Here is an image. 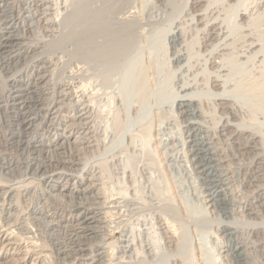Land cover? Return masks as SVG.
<instances>
[{
    "label": "rangeland",
    "instance_id": "1",
    "mask_svg": "<svg viewBox=\"0 0 264 264\" xmlns=\"http://www.w3.org/2000/svg\"><path fill=\"white\" fill-rule=\"evenodd\" d=\"M48 1L0 0V168L12 162L14 170L0 171V181L18 185L17 214L36 203L54 204L70 220L56 230L41 229L31 219L30 232L19 233L22 240L48 248L51 264H83L86 252L79 249L97 239L83 213L95 207L93 200L75 194L70 199L61 188L51 192L52 182L44 186L39 180L42 172L78 175L83 168L115 197L124 189L132 190L129 195L134 187L141 190L149 209L146 204L136 211L129 200L133 196H127L131 203L125 201L129 214L123 220L133 221L145 210L146 218L148 212L161 222L167 218L176 237L182 234L181 245L166 243L172 249H165L167 254L156 255L157 260L148 256L154 264H243L230 254L225 226L238 230L247 264H264V0H56L58 6ZM14 18L16 29L10 23ZM77 91L92 108L84 121L71 118L80 106L74 100ZM181 98L195 101L198 122L215 134L233 215L207 202V185L192 163L185 117L177 106ZM51 100L59 118L49 123L42 110ZM226 123L227 130L220 131ZM241 129L259 138L250 150L231 135ZM24 182L32 185L29 190ZM186 203L193 219L184 216ZM163 204L181 213L170 214ZM118 230L111 240L119 237ZM188 238L195 251L205 248V255L197 251L189 259ZM56 250L62 260L55 258ZM9 260L0 264H13Z\"/></svg>",
    "mask_w": 264,
    "mask_h": 264
},
{
    "label": "bare ground",
    "instance_id": "2",
    "mask_svg": "<svg viewBox=\"0 0 264 264\" xmlns=\"http://www.w3.org/2000/svg\"><path fill=\"white\" fill-rule=\"evenodd\" d=\"M55 1L56 0H49L48 3L53 5ZM159 1L161 3L166 2V0H159ZM56 4L58 6L59 3H56ZM57 6H55V8H57ZM56 15H59V14L56 13ZM131 17H133V16H131ZM131 17H129V18H131ZM125 19H126V22H127V20H129L128 17ZM125 19L123 18L120 20H125ZM10 23H11V26L15 29L19 27V21H17L15 18L10 19ZM213 26H215V25H213ZM218 33H220V31ZM176 34L177 33H175L173 35H176ZM178 36H179V34H178ZM177 60L181 61L180 59H177ZM80 91H82V90H80ZM75 93H74V95H77L78 91L76 94ZM9 94H8V96H9ZM75 98H77V99H74L76 102V105L79 104L80 106L76 107V110L71 117L72 120L73 119L75 121L76 120H80V121L83 120L84 121L85 119L87 120L88 117H90L89 113H90L91 105L88 103H85L83 101L84 99H83L82 93L77 95ZM195 104H196L195 101L193 99H190V98H181L177 102V106L179 108V111H181V113L185 117L186 133H187L186 137H187L188 146L190 147L189 151H190L192 163H193L194 167L196 168V170L199 171V173L203 175V178L206 182L207 189H208L207 202L217 203V205H219L227 213H229L230 215H233L235 212L234 211L235 210V203L233 202L231 197L228 196L229 195L228 194V186H227L228 185V182H227L228 178L226 177L227 173H226L225 168L223 166V163H224L223 159H222L221 154L217 148V145H215V141L213 138L214 133L212 134V132L208 126L206 127V125L204 126L203 124L198 122L197 117H200L201 111H199L197 106H194ZM72 107H74V106H72ZM226 109L228 111H230L231 113H234L231 105L230 106L226 105ZM57 110L58 109L56 107V103L51 100V102H49L46 105V107H44L42 110V113H43L42 117H43V120H45L44 122L49 121V123H50V122H53L55 119H58L59 116H58ZM91 110H92V108H91ZM39 123H40V121H39ZM88 124H89V120L87 122V125ZM87 125H86V127H84V129L89 130L90 127ZM227 125H228L227 123L222 124L220 126V131H226L228 128ZM47 128L49 130L52 129L49 126ZM49 130H48V132L50 134V132L52 130H50V131ZM53 134H55V133H52V135ZM71 134L73 135V133H71ZM255 134L251 133L247 130H244V129L243 130L242 129L241 130H234L231 133V135L234 139L241 141L242 148H244V150L245 149L248 150L250 147L253 148L252 146L253 145L255 146L256 145L255 143H257L259 141L258 136ZM137 135H138V133H137ZM142 136H143V134H142ZM54 137L56 140L58 139L57 135H54ZM41 139L42 138L40 137V140ZM55 139H54V142H57L58 140L55 141ZM133 139H134V136H133ZM139 139H140V137H139ZM144 139H145V137L143 138V140ZM134 140H131V142L132 141L134 142ZM143 140H142V143H143ZM143 146H144V144H143ZM143 149H144V147H143ZM263 161H264V159H263ZM129 162L127 160V163H129ZM151 164H153V163H151ZM127 165L129 167V164H127ZM262 165H264V164L262 163ZM11 166H12V162H9L8 164L5 165V167L2 166L0 168V171H2V172L5 170H7L8 172L12 171L13 168ZM125 166H126V163H125ZM133 166L135 167V165H133ZM25 168H27V167L24 166V169ZM17 170H18V168H17ZM13 172H14V170H13ZM123 172H122V174H123ZM50 173L48 175H45V173L42 172L39 175L40 176L39 177L40 183L41 184L43 183L44 186H46V184L50 185V183L52 182L50 187H49L50 190L48 189L49 191L52 192L53 190L56 191L57 189L61 188V189L68 191V193H69L68 195H70V199H71V197H74V194L80 195L86 199L87 198L92 199L93 200L92 204L95 205V207L85 209L84 212L82 210V212L85 214L84 215L86 217L85 219H87V223L90 225L89 226L91 229L90 234H92L93 236H95L97 238L96 242H94L92 245L90 244L91 246L89 248H86L87 247L86 246L85 249H83V248L79 249V251L86 252L82 256L84 258H81L82 259L81 261L83 264H136L137 262L140 264H152L153 258L148 259V256H151V254L153 255L152 257L155 256L154 258L157 257L156 255L161 254V256H162V253H164L163 251H165V249H166V246H165L166 243L167 244L173 243V245H178V244L181 245L182 244V240H181L183 238L181 236L182 234L178 235V237H176V235L174 234L175 233V231H174L175 227L173 225L169 226L167 218L161 222V219H158L159 217L152 214L153 212H151L150 214H149V212L147 213L149 215L148 218H146V213H145L146 211L145 210H144L145 214L143 212H142L143 214L139 213L141 210L145 209L146 207H148V209H149V206L145 201L146 199H144L143 195L140 192L141 190L139 191V188L134 187V189H135L134 190L133 187H131V189H133V191L135 193L134 195L130 194L133 197H131L128 194V192H129L128 189L127 190L124 189L123 192H121V190H120L121 194H119V195H122V196L124 195L123 197H121L119 195L115 197V195L113 196L112 194L107 193V190L105 187L106 184H103L102 180H101V182L99 180H97L96 179L97 177L93 175V173H94L93 171L90 172V173H92V174H90V176H87L88 173L86 171H84L83 168L79 172L78 175L67 174V173L58 172V171H55V172L52 171V173L51 174ZM131 174H133V173H131ZM10 177H12V176H10ZM2 181L3 180L0 181V262H2L4 258L9 256L12 259V261L11 260H9V261H11L13 264H22V263H24V264H51L47 261L48 259H46L47 255H48L47 250H49L48 248L46 249L45 246L43 247L40 244H39L40 246L38 244H35L36 241H34L33 239H32L33 242H31V243L28 242L29 244H27V241H26L27 237L26 238L24 237V239H26V240H24L26 242V244H25L24 241L22 240V237H21L23 235L21 234V236H20L19 233H20L21 229H25V230L27 229L28 231L31 230V227L27 226L28 224H30V226H31V223L29 221L31 219H33L35 224L37 223V224H39V226L41 225V227L43 225L44 227H46L48 229H53L56 227L58 228L59 226L62 228H65L66 223L70 220L65 219L64 215H62V213L58 210V208H56L57 206L53 207L54 204H53V206L50 205L48 208H45V205H43V204L40 205L39 203H36L35 205L32 206V208L26 207V208H31L27 213L20 215L21 213L19 211H17L20 213V214L19 213L17 214L15 209L17 210V207H19V206L16 205L17 207L15 208V206H14L15 201H13V199L15 198V193L17 191L16 187H18V185L17 186L15 185L16 186L15 187L12 184L4 183L5 181L4 182H2ZM8 181L10 182V180H8ZM24 184H25V182H24ZM29 186H32V185H30V183H29V185L25 184L23 186V188L27 189ZM19 189L22 190L21 188H19ZM44 189H46V187ZM154 189H158V188H154ZM28 190H29V188H28ZM131 192H132V190H131ZM131 192H129V193H131ZM142 192H144V191H142ZM28 193H29V191H28ZM59 194H61V193H59ZM27 196H28V194H27ZM127 196L129 198L131 197L129 200H131L132 204L135 206L134 208L136 209V211H139L138 213L140 214V216H137L138 215L137 214L136 215L137 217H132V215L129 216V217H132V219L135 218V220L129 221V222H126L122 218L126 214H129L128 212L125 213V211L129 210V209H125V203H126L125 201H127L126 200ZM50 197H51V195H49V198ZM125 197H126V199H125ZM49 198H48V200H50ZM145 198H146V196H145ZM261 199H262L261 204H262V206H264V193L262 194ZM127 202H129V201H127ZM131 202H129V203H131ZM145 205H146V207H145ZM171 205L165 204L164 205L165 207H163L162 205L161 206L163 208L167 209L170 212V214L172 213V214L177 215V212L179 213V210L176 207H173V205L172 206ZM186 205H187V203L184 204V207H183V212L185 214L184 216H186L187 219L188 218L193 219L194 217H193L192 212H194V211H192L191 208H188V206H186ZM131 207H132V205H131ZM131 207H129V208L131 209ZM135 209H134V211H135ZM14 212H16V215ZM24 212H26V211L24 210L22 213H24ZM130 212H132V209L130 210ZM76 213L80 215L81 212L80 213L76 212ZM158 214H159V212H158ZM250 214H253V213H250ZM160 215H161V213H160ZM126 216H128V215H126ZM73 217H74L73 215L70 216L71 219ZM162 218H163V216H162ZM28 221H29V223H28ZM68 225L69 224H67V226ZM146 225L147 226L149 225V226L146 227ZM186 225L185 226L181 225L182 226V232L181 233H185L184 231L186 230V228H183V227H186ZM35 226L32 227V228H34V230H35ZM171 227H174V228H172V231L174 233L169 229ZM37 228H39V227L37 226ZM57 228H56V230H57ZM85 228H87V227H85ZM115 228H117V230H118V228H119V230L121 229V234L119 235L118 238L111 240L109 235H111L113 233V230L115 231ZM41 229H44V228L42 227ZM223 230L232 239V244L230 246V254L233 257H235V259H237V261H239L243 264H247V262H248L247 261V258H248L247 252H246L244 244H242V242L239 240L238 230L233 226H225ZM24 233H28V232L26 231ZM35 235H36V233H35ZM145 235H147V238L149 239L150 243L145 242V237H146ZM165 235H166V237H164ZM162 242H164V244ZM186 242L188 243L186 245H188V258L189 259H191L192 257H195V255H197L196 254L197 251H199V255L200 254L205 255L206 250L203 251L205 248L202 249L201 245L199 246L198 244H195V245L199 246L198 250L195 251V249L193 248V245H194L193 241L189 240V238H188ZM192 243H193V245H192ZM149 244L151 245L150 248L148 246ZM169 246H171V244ZM171 247H169V248H171ZM184 247H185V245L184 246L182 245V248L186 249ZM53 249H54V247H53ZM60 250H61V248H60ZM77 250L75 251V249H74L73 253H75V252L77 253ZM166 250H169V249H166ZM171 250L172 249H170L169 251H171ZM66 251L67 250L64 251V249H63L61 252L64 253ZM53 252H55V251H53ZM67 252L72 253L71 249H68ZM49 253H50V251H49ZM55 253H56L55 258L57 257V259L59 261L60 256L58 254V251ZM165 253L167 254L166 251H165ZM134 258H135V260H137L136 262H135V260H133ZM158 258H160V257L158 256ZM29 260H31V261L28 263ZM154 260L155 259H153V261ZM156 260H157V258H156ZM81 261H79V262H81ZM2 263H4V262H2ZM163 263L169 264L167 262L166 263L163 262ZM79 264H81V263H79Z\"/></svg>",
    "mask_w": 264,
    "mask_h": 264
}]
</instances>
